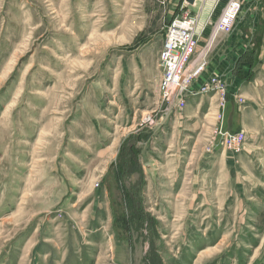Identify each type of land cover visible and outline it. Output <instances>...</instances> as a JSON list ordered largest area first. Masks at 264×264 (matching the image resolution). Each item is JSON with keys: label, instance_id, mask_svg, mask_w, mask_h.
Segmentation results:
<instances>
[{"label": "rangeland", "instance_id": "obj_1", "mask_svg": "<svg viewBox=\"0 0 264 264\" xmlns=\"http://www.w3.org/2000/svg\"><path fill=\"white\" fill-rule=\"evenodd\" d=\"M227 2L0 0V264H264V144L227 127L251 103L264 122V0L213 39ZM187 14L204 70L169 107ZM192 94L216 96L197 130Z\"/></svg>", "mask_w": 264, "mask_h": 264}, {"label": "built area", "instance_id": "obj_2", "mask_svg": "<svg viewBox=\"0 0 264 264\" xmlns=\"http://www.w3.org/2000/svg\"><path fill=\"white\" fill-rule=\"evenodd\" d=\"M164 4L166 0H157ZM232 7V8H231ZM239 0H230L228 3L215 31L213 38L219 32H230L232 30V22L235 20L234 10L240 8ZM197 22L190 15L177 18L166 29V37L160 55V63L163 70V78L161 82V95L167 106L171 107L181 92H185L187 84L199 76L203 70L202 58L205 54L197 55ZM205 51V50H204ZM218 81L214 79L212 86L208 89L214 90ZM151 118L147 123H153ZM227 139H231L229 148L239 153L245 141V136L226 134Z\"/></svg>", "mask_w": 264, "mask_h": 264}, {"label": "crops", "instance_id": "obj_3", "mask_svg": "<svg viewBox=\"0 0 264 264\" xmlns=\"http://www.w3.org/2000/svg\"><path fill=\"white\" fill-rule=\"evenodd\" d=\"M195 2L196 6L198 4V0H192V3ZM222 14V12H221ZM221 15L219 16L217 23L220 20ZM212 32V31H211ZM210 32V35H211ZM210 35L208 39L210 38ZM208 42V41H207ZM205 47V46H204ZM203 47V48H204ZM203 48L201 50H203ZM201 52H199L200 54ZM208 74H204L200 80L195 84L194 91L197 92L199 86L201 83H203L207 78ZM239 85H237V88L234 89V92L241 91V89L238 88ZM233 92V93H234ZM248 92V91H247ZM197 94V93H196ZM188 105H187V111H190V113H193V115H187L186 118L182 119L180 123H184L185 126H188L187 128L189 130L196 129L201 126L202 124V117L209 115L210 111L213 110V106L216 100V96L213 95H190L188 96ZM192 104V107L189 105ZM233 108V107H232ZM232 108H230V111L227 115V122H231L232 117ZM186 109V108H185ZM241 119H236V122H231V126L227 124V127H229L231 130H234L237 128L238 131H244L247 134L248 143L245 148V152L242 154L246 156L245 153H249L251 155L252 151L251 149L257 148L259 146V143L262 142L264 144V122L261 119V113L258 110L257 106L254 103L249 104L245 109L241 111ZM239 116V115H238ZM231 119V120H230ZM233 121V120H232ZM251 127L254 128V130H251ZM257 128V129H256ZM145 171H147L145 169ZM153 171V170H152ZM148 172H151V169L149 168Z\"/></svg>", "mask_w": 264, "mask_h": 264}, {"label": "bare ground", "instance_id": "obj_4", "mask_svg": "<svg viewBox=\"0 0 264 264\" xmlns=\"http://www.w3.org/2000/svg\"><path fill=\"white\" fill-rule=\"evenodd\" d=\"M228 2H229V0H228ZM228 2H227V3H228ZM231 8H232V7H231ZM224 9H225V8H224ZM224 9H223L222 13L225 11ZM240 9H241V7L239 8V10L236 9V10L233 11V12L235 13V16H236V17H237V14H239ZM236 17H235V19H236ZM220 19H221V17H220ZM219 21H220V20H219ZM234 22H235V21L232 22L231 26L234 24ZM218 23H219V22H218ZM217 25H218V24H217ZM216 27H217V26H215V27L213 28V31H214V29H215ZM232 27H233V26H232ZM213 31H212V34H213ZM219 34H220V32L218 33V35H219ZM213 39H215V38H213ZM222 113H223V112H222Z\"/></svg>", "mask_w": 264, "mask_h": 264}, {"label": "water", "instance_id": "obj_5", "mask_svg": "<svg viewBox=\"0 0 264 264\" xmlns=\"http://www.w3.org/2000/svg\"><path fill=\"white\" fill-rule=\"evenodd\" d=\"M189 2H191V3H192V0H189Z\"/></svg>", "mask_w": 264, "mask_h": 264}, {"label": "trees", "instance_id": "obj_6", "mask_svg": "<svg viewBox=\"0 0 264 264\" xmlns=\"http://www.w3.org/2000/svg\"><path fill=\"white\" fill-rule=\"evenodd\" d=\"M118 172V171H117Z\"/></svg>", "mask_w": 264, "mask_h": 264}]
</instances>
